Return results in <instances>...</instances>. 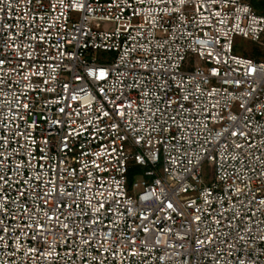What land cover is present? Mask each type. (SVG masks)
Wrapping results in <instances>:
<instances>
[{
  "label": "built area",
  "instance_id": "built-area-1",
  "mask_svg": "<svg viewBox=\"0 0 264 264\" xmlns=\"http://www.w3.org/2000/svg\"><path fill=\"white\" fill-rule=\"evenodd\" d=\"M258 12L0 0V264H264Z\"/></svg>",
  "mask_w": 264,
  "mask_h": 264
},
{
  "label": "rangeland",
  "instance_id": "rangeland-1",
  "mask_svg": "<svg viewBox=\"0 0 264 264\" xmlns=\"http://www.w3.org/2000/svg\"><path fill=\"white\" fill-rule=\"evenodd\" d=\"M254 7L258 8V13L264 14V0H244ZM234 52L237 54H244L249 57L255 58V59H264V47L258 46L246 39H243L241 37H235L234 38ZM108 55L104 52H99L97 54V57H99V60H102L106 58ZM211 165L208 162H203L202 164V178L204 180H207L211 174ZM136 179H139V172L133 170L132 173H130L128 177V184L131 181H134Z\"/></svg>",
  "mask_w": 264,
  "mask_h": 264
},
{
  "label": "trees",
  "instance_id": "trees-1",
  "mask_svg": "<svg viewBox=\"0 0 264 264\" xmlns=\"http://www.w3.org/2000/svg\"><path fill=\"white\" fill-rule=\"evenodd\" d=\"M258 9V8H257Z\"/></svg>",
  "mask_w": 264,
  "mask_h": 264
}]
</instances>
